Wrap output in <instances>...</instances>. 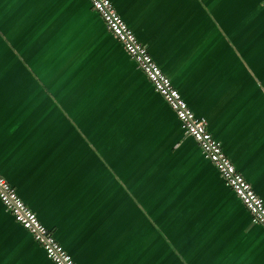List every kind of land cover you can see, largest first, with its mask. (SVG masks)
I'll use <instances>...</instances> for the list:
<instances>
[{"label":"crops","instance_id":"1","mask_svg":"<svg viewBox=\"0 0 264 264\" xmlns=\"http://www.w3.org/2000/svg\"><path fill=\"white\" fill-rule=\"evenodd\" d=\"M111 1L264 200V0ZM0 173L78 264H264V226L90 0H0ZM0 264H56L1 200Z\"/></svg>","mask_w":264,"mask_h":264},{"label":"built area","instance_id":"2","mask_svg":"<svg viewBox=\"0 0 264 264\" xmlns=\"http://www.w3.org/2000/svg\"><path fill=\"white\" fill-rule=\"evenodd\" d=\"M90 2L102 16L107 28L121 41L130 57L172 107L185 132L198 142L204 155L215 164L226 183L249 209L253 221L264 226L263 198L236 168L234 162L225 152L221 141L211 133L207 118L197 115L192 110L171 78L158 65L148 47L139 40L111 0H90ZM0 200L14 218L30 231L53 262L56 264H78L53 232L42 223L37 213L23 200L16 188L1 173Z\"/></svg>","mask_w":264,"mask_h":264},{"label":"rangeland","instance_id":"3","mask_svg":"<svg viewBox=\"0 0 264 264\" xmlns=\"http://www.w3.org/2000/svg\"><path fill=\"white\" fill-rule=\"evenodd\" d=\"M100 158V156H98Z\"/></svg>","mask_w":264,"mask_h":264}]
</instances>
